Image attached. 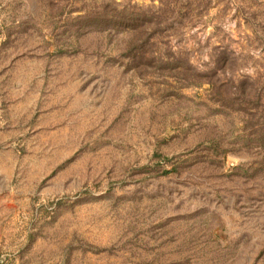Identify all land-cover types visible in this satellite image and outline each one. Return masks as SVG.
Wrapping results in <instances>:
<instances>
[{"label":"rangeland","instance_id":"374dc122","mask_svg":"<svg viewBox=\"0 0 264 264\" xmlns=\"http://www.w3.org/2000/svg\"><path fill=\"white\" fill-rule=\"evenodd\" d=\"M0 264H264V0H0Z\"/></svg>","mask_w":264,"mask_h":264}]
</instances>
